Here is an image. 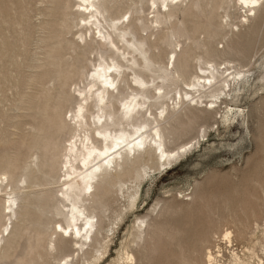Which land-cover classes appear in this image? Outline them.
<instances>
[{"label":"rangeland","instance_id":"rangeland-1","mask_svg":"<svg viewBox=\"0 0 264 264\" xmlns=\"http://www.w3.org/2000/svg\"><path fill=\"white\" fill-rule=\"evenodd\" d=\"M225 1L191 0L193 3L189 5L187 0V7L183 5L175 19L165 22L163 17H159L158 28L145 32L139 28V32L140 37L146 39L154 31V36L148 42L150 45L155 42L159 32L169 34L170 42L162 44L157 50L165 51V63L168 52L179 50L177 44L186 47L192 43L191 50L195 53H201L199 48L202 43L212 44L228 53L233 50L235 72L249 71L244 82L231 87L229 98L221 97L234 114L227 117L228 110L221 102L217 103L219 109L207 108V112H204V107L200 106L192 110L194 114L187 113L188 117L183 118L184 123L188 124L186 130L183 129L185 132L180 128L175 133L177 135L174 138L177 137L174 139L172 136L167 144L168 148L176 150L184 142L191 143L185 152L164 167L156 166L152 159L148 160V167L152 169L146 175L135 173V179L127 182L130 189H125L124 195L105 200V205L95 212L99 219L97 228L100 230L97 240H101L97 241L98 249L95 244V252L88 251L90 255L80 258L79 262L75 260L73 264H127L126 254L133 255L134 260L129 262L131 264H206L208 253L216 254L219 246L224 255V264L233 263V252L240 257L249 253L252 264L259 260L264 263L259 242L263 240L264 230V10L257 13L255 18L250 16L251 25L258 26L260 33L252 34L253 37L242 33L238 35L235 30L233 36H225L219 23L226 14L230 15L233 24L241 28V32L244 30V23L240 22L247 15L240 5L233 9L232 4L227 6ZM136 6L143 12L136 13ZM136 6L131 7L126 0L118 2L110 15L118 17L130 7L132 18L137 17V14L143 18L152 16L149 12L154 7L148 10V0H143ZM77 9L74 0H0V164L3 163L0 166V183L5 172L13 189L20 188L24 191L21 179H25L29 187L25 200L21 194L17 196L22 199L17 219L12 220L16 233L7 239L5 248L10 251L6 253L7 258L0 260V264H58L51 251L55 244L54 231L62 233L56 224L66 227V223L63 216H57L64 208L56 199L59 198L60 185L64 179L61 168L71 135L68 129L64 132L57 130L56 122L66 117L65 122L69 124L70 116L78 106L75 92L87 85L98 58L96 53L90 55L88 50H84L73 60L75 64L72 61L76 54L70 39L71 42L78 40V23H81ZM70 12L72 15H69ZM126 18L127 16L124 19ZM249 41L251 45L248 48ZM142 44L144 50H147L146 42ZM102 47L104 53L107 48L105 45ZM178 54H182V59L186 58L184 48ZM45 61L47 64H44ZM217 62L221 63L222 60ZM243 63L244 66H250L243 67ZM146 76L150 77L152 74L147 73ZM60 80L68 83L65 88L59 86L57 81ZM66 93L69 94L65 95ZM62 99L66 104L63 105ZM26 102H30V105ZM61 102L62 105H59ZM59 114L62 116L59 117ZM36 117L40 122L43 119V123H38ZM39 126L47 127L43 135L39 134L43 132ZM46 136L49 138H44ZM35 139L39 141L38 144ZM51 152L56 154L55 158L58 156L56 160L59 163L54 167L55 171L53 169L55 173L49 171V174L47 169L45 171L42 168L40 161L43 160V155L46 158ZM36 157L45 173L33 174L31 170H27ZM7 162L11 163L10 167L6 165ZM5 185L4 181L1 188L5 189ZM9 190L10 187L6 189L7 193ZM46 190L53 191L56 199H48L44 193ZM131 195L134 197L131 198ZM3 205L1 201L0 206ZM2 212L3 209L0 215ZM28 214L34 215L29 217ZM3 216L0 218V232L3 231L4 224L9 225L8 217ZM137 219L146 222L147 234L144 240L143 237L136 236L133 228ZM226 229L232 232V249L221 241ZM103 241L107 244V250H102L105 246ZM70 247L71 244L68 245L67 252L72 250ZM97 250H101L103 256ZM40 256L47 258L48 262H43Z\"/></svg>","mask_w":264,"mask_h":264},{"label":"bare ground","instance_id":"bare-ground-1","mask_svg":"<svg viewBox=\"0 0 264 264\" xmlns=\"http://www.w3.org/2000/svg\"><path fill=\"white\" fill-rule=\"evenodd\" d=\"M74 1L78 6L77 13L80 14L79 22L81 23H78V26L80 27V31L77 32L79 33V37L77 36L78 40L71 42L70 39V43L74 44V52L76 54L72 61L76 60L75 58L78 57V54L84 50H88L90 55L96 53L98 58L97 64L94 66L91 75L88 77L87 85L78 88L75 92L78 106L70 116L69 124L65 122L66 117L64 120L58 119L56 122L58 127L57 130L64 132L68 129L71 135L64 151L66 154L61 168L64 172V179L60 185L59 198L56 199L51 190H46L44 192L48 199L53 201L55 198L64 208V210L62 209L63 211L57 213V216H63L66 227H63L59 223L56 224L62 233H57L56 230L54 231L55 244L51 249V251L54 252V259L55 261H58V264H73L75 260L76 262H79V260H81L80 258H85V256L90 255L88 254V251L96 250L95 244L96 247L99 245L97 243V234L100 231L97 228L99 219L95 214L97 209L105 205V200L112 197L117 198L120 194L124 195V190L126 189L128 191L130 189V187L127 186V182L134 178L135 173L139 174V172H141L146 175L148 170L152 169V167H148V160L152 159L156 166L164 167L178 159L180 154L185 152L186 147L191 143H181L182 146L176 150L168 148L167 144H169L168 141L172 136L174 138V136L177 135L175 134L177 130H180V128L183 130L188 125L187 123V125L184 123L183 118L188 117V114L191 115L193 111L200 106L204 107V112H207V108L208 110H215V108L219 109L220 107L217 103L220 104L221 102V104L225 105V99H221V97L224 96L229 98L231 96V87L239 86L240 83L244 82L246 74L249 72H235L233 67V63L235 62L232 60V57L235 56L233 50H229V53L225 50L220 51L212 44L207 43H202L201 46L199 44L201 53H195L191 50L192 43L187 44L186 47L177 44L176 46L179 47V50L168 52L167 62L165 63L163 62L165 51L158 52L157 50L162 44L170 42L169 34L162 31L159 32L152 45L148 42L150 38H152L151 36H154V31H152L146 39L143 36L140 37L139 30L142 29L141 31L145 32V30L158 28L157 26L160 24L159 17H163L165 22H170L175 19L178 16V13L182 11L183 5L185 8L187 7V0H148V10H151L154 7V9L149 12L152 16L143 18V16L137 14V17H133L134 19L132 18V13H130V7L126 13H121L118 17L110 15L114 5L124 0ZM126 1L131 4V7L143 2V0ZM192 3L191 0H188L189 5ZM224 3L227 4V6L232 4L231 7L233 9L237 5H240L241 9H245L244 13L247 14L243 16V20L240 22L244 23V30L242 32L238 25L233 24L231 22L232 20L230 21V15L226 14L223 17L224 19L219 23V27L223 30L225 36L230 34L233 36L235 30L238 35L242 33L245 36L248 34L252 35L260 33L258 26L251 25L250 16L255 18L257 13L264 10V0H235L234 3L233 0H226ZM56 5L57 4H55V7ZM135 8L137 9V6ZM141 11L142 9L138 8L136 13ZM70 14L71 12L69 15ZM125 16H127L126 19H124ZM0 17H2V15ZM71 17L75 19L74 16ZM58 19L60 21V18ZM53 23L52 25L55 26ZM83 29L85 30L83 31ZM187 32L189 31H186V33ZM187 39H189V37ZM142 42H146L147 50H144ZM255 42H257V40ZM104 45L108 52L107 50H105L104 53L102 52V46ZM249 45H251L250 41L248 42V48ZM182 48H184V53L186 55L185 59H182V54H178L181 52ZM57 54L59 53L57 52ZM217 60H222V62L218 63ZM248 63L251 62L249 61ZM44 64H47V62ZM247 65L249 64H246V66ZM246 66H244L243 63V67ZM73 69L74 67L71 68V70ZM45 70L43 71L45 72ZM47 70L49 71L48 68ZM147 73H151L152 76L147 77ZM44 76L46 77V74ZM66 78L67 77H65V80H67ZM65 80L57 81L60 87L65 88L67 86L68 83ZM37 83L40 82L38 81ZM73 84L75 83L73 82ZM69 89L67 88V90ZM234 92L232 94H234ZM67 94L69 93H66L65 95ZM48 102L50 101L48 100ZM62 102L59 105H62ZM35 103L36 100L34 105ZM27 104L30 105V102ZM64 104L66 103L63 102V105ZM192 107L195 108L192 109ZM225 108L228 110L227 117L229 114H234L232 108L227 105H225ZM52 111L55 113V110L52 109ZM239 111L240 110H237V112ZM58 112L59 111L57 110L56 113ZM205 115L206 114H204V116ZM61 116L59 114V117ZM234 116H236V114ZM49 119L51 118L49 117ZM39 120L37 118V122ZM42 120L38 123H43ZM187 120L189 121L190 119ZM190 121L192 122V120ZM42 127L39 126V128L42 129L41 131H43H40L41 133L39 134L41 135H43L42 133H44V129L47 131V127ZM185 130L183 131L185 132ZM179 132L181 133L182 131ZM48 135L49 134H47V136ZM47 136L44 138H49ZM184 137H186V135ZM41 138L43 137L41 136ZM38 139L39 138H37V140ZM50 141H52V139ZM38 143L39 141H37V144ZM56 143L57 142L55 141V144ZM32 147L34 148L35 146L32 145ZM36 147L40 148V146ZM55 153L57 154L58 151ZM56 154L51 152L46 158H44V155L42 156L43 158L41 157L43 159L40 161L41 166L44 170L47 169L48 173L49 171H52L53 173L55 171L54 167L59 163L56 160L58 156L56 158L54 157ZM61 154L62 153H60V155ZM40 162L38 157H36L31 162L32 166H29L30 169L28 168L27 170H31L33 174L36 172H40L41 174L45 173L46 170L44 172L42 171ZM6 165L10 167L11 163L7 162ZM2 176H4V179H1L2 182L0 183V202L2 201V203H4V208H1L3 206H0V210L2 211L3 209L1 215H4L6 218L8 217L9 225L4 224L2 226L3 231L0 232V249L2 251L0 252V260H4L8 257L6 256V253L10 250L8 251V248H5V245L7 244V239L12 237L13 233H16L13 230L12 220L13 218L17 219V210L21 203L20 199H22L21 197L19 199L17 196H19L18 194H21L24 196L23 200H25V196L29 193L27 190L29 187L27 186V181L25 179H21L23 184L22 189H24V191H21L20 188L13 189L14 187L12 188L10 186L5 172H3ZM4 181L6 182V185L5 189H2L1 186ZM8 187H10V190L7 193L6 189ZM130 197L133 198L134 195H131ZM154 211L155 210H153V212ZM33 215L34 214H28L29 217H32ZM38 217L39 216L37 215L36 218ZM146 227V222L142 219H137L133 227L136 236L143 237L144 240L147 234ZM159 230H161V227ZM221 238L223 244L228 245V247L232 249L234 244L232 232L226 229ZM259 242L261 243L260 248L262 249L264 256V230L263 240ZM69 244H71L72 250L74 249L73 252L71 249V251L69 250L67 252ZM106 247L107 244L105 243L102 250H107ZM176 247L179 248V246ZM217 248L218 252L216 254L212 252L208 253L206 256V264H224L222 262L224 255L221 251V247L219 246ZM13 249L15 248H12V250ZM70 252L73 254H68ZM75 253L76 257H74ZM97 253H100V256H103L101 250H97ZM232 255V264H252L250 262L252 257L249 253L244 254L242 257L234 252ZM124 256L127 264L134 260L133 255L126 254ZM39 258H42L45 263L48 262L47 258L42 256ZM85 262H88V260ZM256 264L264 263L262 260H259Z\"/></svg>","mask_w":264,"mask_h":264}]
</instances>
